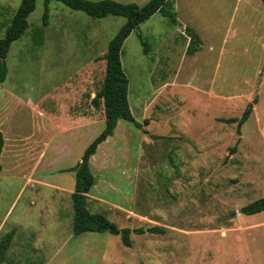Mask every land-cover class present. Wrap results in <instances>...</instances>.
Returning <instances> with one entry per match:
<instances>
[{
    "label": "rangeland",
    "instance_id": "rangeland-1",
    "mask_svg": "<svg viewBox=\"0 0 264 264\" xmlns=\"http://www.w3.org/2000/svg\"><path fill=\"white\" fill-rule=\"evenodd\" d=\"M20 1L0 0V37ZM200 1L174 0L181 23L156 11L121 48L142 127L119 119L99 143L86 203L132 229L125 246L108 231L73 233L75 172L66 169L104 127L92 98L125 17L36 0L0 82V241L12 232L0 264H264V210L240 211L264 196V5L206 0L198 14ZM248 103L238 133L224 119ZM155 225L164 231L149 232Z\"/></svg>",
    "mask_w": 264,
    "mask_h": 264
},
{
    "label": "trees",
    "instance_id": "trees-1",
    "mask_svg": "<svg viewBox=\"0 0 264 264\" xmlns=\"http://www.w3.org/2000/svg\"><path fill=\"white\" fill-rule=\"evenodd\" d=\"M72 9L82 10L91 17H103L106 15H122L125 22L107 42L105 58L104 75L100 88L95 92L92 103L95 107L102 104L104 115L103 129L88 143L84 148L78 162L66 169L75 172V181L71 195L73 206L72 231L74 234L83 232H102L108 231L120 236L121 242L125 246L131 245L130 227H118L115 222L109 220L102 212L90 211L87 207V194L94 183V175L90 170L89 160L95 153L97 146L109 135L112 134L119 119H125L141 128L142 123L136 120L130 110L128 87L129 80L121 64V48L124 40L130 32L138 26L140 22L151 16L154 12L160 11L168 16L171 23L176 22V15L173 7V0H148L143 4L134 2H119L117 0H59ZM264 4V0H261ZM36 0H21L15 12L13 13L4 35L0 37V82L5 79L7 65L5 56L10 44L18 39L26 30L28 25L27 16L35 8ZM48 8H44L43 24H47ZM40 32L37 30L36 34ZM196 35L190 37L189 45L186 50L192 54L195 50L190 44L194 41ZM145 44L144 41H142ZM255 99L253 100V102ZM252 109V103H248L240 116H234L224 119L226 122H236L237 131L240 133V126L247 121ZM144 123H147L144 120ZM4 137L0 130V153L3 147ZM1 170V164H0ZM264 210V196L244 204L240 211L246 215L255 214ZM136 233H143V227L135 228ZM149 232L160 233L164 229L160 226H151ZM12 232H7L0 241V252H4Z\"/></svg>",
    "mask_w": 264,
    "mask_h": 264
},
{
    "label": "crops",
    "instance_id": "crops-1",
    "mask_svg": "<svg viewBox=\"0 0 264 264\" xmlns=\"http://www.w3.org/2000/svg\"><path fill=\"white\" fill-rule=\"evenodd\" d=\"M196 0H194V2H195ZM261 1V0H260ZM262 2V1H261ZM206 3H208L206 0H205V3L203 4L201 1H200V6L198 7L197 5H194L193 7H195L194 9L198 12V14L199 13H203L202 11H204V10H207V6H206ZM263 3V2H262ZM173 4H174V0H173ZM264 5V4H263ZM174 7V6H173ZM197 9H199V10H197ZM174 10H175V8H174ZM208 15L211 13V10H208ZM181 23L180 21H178L177 20V14H176V23L175 24H177V23ZM216 28H217V30L218 31H220V27L218 26V22L216 21ZM181 26H183V25H181ZM186 25H184L183 27H185ZM217 30H216V32H217ZM225 33H223V35H222V37H221V40H224L225 39ZM190 37H191V35H190ZM189 41H190V39H189ZM187 50V49H186ZM196 50V49H195ZM194 50V51H195ZM193 51V52H194ZM188 54V53H187ZM260 94L262 93V92H259ZM261 95L259 96V100H258V102H257V107L261 110V111H263V114H264V110L263 109H261L259 106H260V103H261ZM255 102V101H254ZM252 110V109H251ZM248 119V118H247Z\"/></svg>",
    "mask_w": 264,
    "mask_h": 264
}]
</instances>
